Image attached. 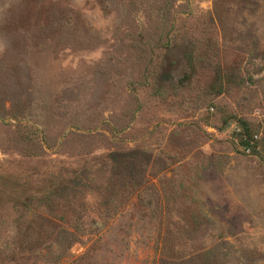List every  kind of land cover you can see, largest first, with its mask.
Returning a JSON list of instances; mask_svg holds the SVG:
<instances>
[{"label":"rangeland","instance_id":"rangeland-1","mask_svg":"<svg viewBox=\"0 0 264 264\" xmlns=\"http://www.w3.org/2000/svg\"><path fill=\"white\" fill-rule=\"evenodd\" d=\"M0 46V264H264V0H0Z\"/></svg>","mask_w":264,"mask_h":264},{"label":"trees","instance_id":"trees-1","mask_svg":"<svg viewBox=\"0 0 264 264\" xmlns=\"http://www.w3.org/2000/svg\"><path fill=\"white\" fill-rule=\"evenodd\" d=\"M229 122L234 123L236 120L234 117L229 116L228 118ZM236 128L233 129L232 133L237 136L239 139V146L240 148L245 151V150H250L251 155H255L256 157H262L264 156V136L259 138L257 141L254 140L253 136L254 133L246 126L244 122H237ZM70 191L76 192L77 190L73 188H69ZM63 191L66 189H62ZM155 255L157 256L158 260L163 263V264H170V262L173 260H179L180 264H185L182 263L181 258L176 257V258H171L170 255H165L162 254V252H158V249H154ZM171 259V260H170ZM185 260V259H183ZM186 261V260H185Z\"/></svg>","mask_w":264,"mask_h":264},{"label":"clouds","instance_id":"clouds-1","mask_svg":"<svg viewBox=\"0 0 264 264\" xmlns=\"http://www.w3.org/2000/svg\"><path fill=\"white\" fill-rule=\"evenodd\" d=\"M3 50V47L2 46H0V51H2Z\"/></svg>","mask_w":264,"mask_h":264},{"label":"built area","instance_id":"built-area-1","mask_svg":"<svg viewBox=\"0 0 264 264\" xmlns=\"http://www.w3.org/2000/svg\"><path fill=\"white\" fill-rule=\"evenodd\" d=\"M262 133H264V129H263ZM253 138H254V136H253Z\"/></svg>","mask_w":264,"mask_h":264}]
</instances>
